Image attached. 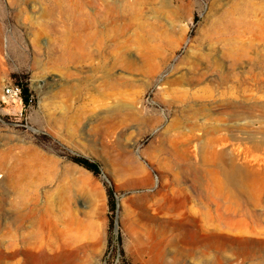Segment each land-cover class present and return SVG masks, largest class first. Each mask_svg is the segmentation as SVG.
I'll use <instances>...</instances> for the list:
<instances>
[{"label": "rangeland", "instance_id": "obj_1", "mask_svg": "<svg viewBox=\"0 0 264 264\" xmlns=\"http://www.w3.org/2000/svg\"><path fill=\"white\" fill-rule=\"evenodd\" d=\"M50 1L0 0L1 264H264V0Z\"/></svg>", "mask_w": 264, "mask_h": 264}, {"label": "bare ground", "instance_id": "obj_2", "mask_svg": "<svg viewBox=\"0 0 264 264\" xmlns=\"http://www.w3.org/2000/svg\"><path fill=\"white\" fill-rule=\"evenodd\" d=\"M52 1V0H51ZM50 1V2H51ZM44 2H47V1H44ZM49 2V3H50ZM53 4H55V8H57V7H59V12L58 13H60V15H61V22L62 23H64V24H66V23H68V22H70L71 21V18H72V16H73V13H72V11H71V9H70V6H69V3H68V0H55V2L53 3ZM45 5H46V3H45ZM50 5V4H49ZM48 5V6H49ZM53 6V5H52ZM50 8V7H49ZM52 8V7H51ZM54 9V8H53ZM45 10H47V9H45ZM56 10V9H55ZM48 11V10H47ZM50 11H51V9H50ZM76 13V12H75ZM52 14V13H51ZM88 15V14H87ZM52 16V15H51ZM56 16V15H55ZM76 16V15H75ZM50 17V16H49ZM81 18V17H80ZM90 18V17H89ZM98 18V17H97ZM50 19H51V17H50ZM76 20H79L78 18L76 19ZM88 20V19H87ZM96 20V19H95ZM59 22V21H58ZM56 24V23H55ZM96 30H97V28H96ZM0 43H1V38H0ZM192 75H194V73L192 74ZM200 75H202V74H200ZM195 76V75H194ZM198 77H191L190 79H189V82L190 83H192V84H195V82H196V84L197 83H200L201 82V80H202V78H201V76H199V75H197ZM222 76H224V75H222ZM178 79V78H177ZM187 78H185L184 80H186ZM172 81V80H171ZM177 82H179V80L177 81ZM181 82H183V81H181ZM173 83V82H172ZM185 83V82H184ZM178 84V83H177ZM176 87H178L177 85H176ZM172 88V87H171ZM174 88V87H173ZM174 90V89H173ZM212 90L213 89H210V88H205V89H203L202 91H203V93H205L204 95H201V94H203V93H197L198 91L196 90V92H189V91H184L182 94H181V96H185V101L186 102H188V103H190L191 104V106H197L199 109H205V108H208V105H209V103H208V101L207 100H211V98L213 97L212 96V94L213 93H211L212 92ZM178 91V90H177ZM195 91V90H194ZM173 92V91H172ZM201 95V96H200ZM169 102H171V101H169ZM229 103H231V102H229ZM242 107H243V111L242 112H244L245 113V119L247 118V117H249V118H252V116H251V114L253 113V115H254V113H255V111L256 110H261V113H262V115H264V103H259V102H257V101H255V102H253V103H247V102H243V105H241ZM193 108V107H192ZM251 116V117H250ZM178 147V146H177ZM184 149L186 150V151H189L190 149H191V144L190 143H185L184 144ZM176 148V147H175ZM179 150H180V148H179ZM219 154V153H218ZM4 165H5V163L3 162V159H0V168L1 167H4ZM17 165H18V163H17ZM18 168H20L19 166H18ZM36 170V169H35ZM21 171L23 172V173H25V174H28V172L29 171H26V170H22L21 169ZM224 174H225V179H226V181L228 182V183H230V184H235V185H237V186H242L243 185V178H244V176H243V174H242V172H241V170L236 166V165H231V166H229V167H227V168H225L224 169ZM2 177V175L0 174V178ZM242 188V187H241ZM240 188V189H241ZM19 191V190H18ZM246 202V201H245ZM12 204V203H11ZM26 204L24 203V202H22V201H17L16 203H14L12 206H14V207H17V211L15 212V218H16V220L17 221H22V222H20L21 224H23V221H26L28 218H31V217H34L33 215H35L36 214V210L35 209H32L31 211L32 212H27V213H23L22 212V210H20L22 207H24ZM262 215V214H261ZM260 215V216H261ZM264 216V215H263ZM222 218V217H221ZM220 218V219H221ZM229 218L230 217H228V221H227V217H223L222 218V220H224V223H225V221H226V223L225 224H223V223H220V222H216V219L215 218H213L212 217V219H213V222L215 223L214 225H215V228L214 229H216V228H222V229H228L227 227H228V223H229ZM258 220V219H257ZM229 224H231V223H229ZM238 224V223H237ZM0 225H1V223H0ZM234 227H238V226H234ZM209 228V227H208ZM240 229V228H239ZM238 229V230H239ZM218 230V229H217ZM223 231H226V230H223ZM31 234L29 235V239L28 240H26L25 241V243L27 244V245H29L28 247L29 248H52L53 247V244L51 243V242H49V241H47V242H43V241H41V240H38L37 239V237H38V234H39V232H35V231H31L30 232ZM30 237H32L33 239H30ZM66 242V241H65ZM2 246H3V248H17V244L16 243H14V242H12V243H8V244H6L5 242H3V241H1V243H0ZM161 250H164V249H161ZM162 252V251H161ZM166 252V251H165ZM160 253V252H159ZM161 254V253H160ZM166 254V253H165ZM164 254V252H163V254H161V255H159L160 257L158 258V260L160 259L161 261H160V264H162L163 263V260H162V256L163 255H165ZM156 255V254H155ZM8 256H16V253H12V254H10V255H8ZM3 257H5V255L2 253V252H0V264H1V260H2V258ZM154 258V257H153ZM164 258V257H163ZM63 260V258H61L60 256H56L55 258H54V262L55 263H58L59 261H62ZM152 260V259H151ZM151 260H149V261H151ZM156 260V259H155ZM156 262V261H155ZM18 263V262H17ZM154 263V262H153ZM16 264V263H15ZM158 264H159V262H158ZM165 264V263H164Z\"/></svg>", "mask_w": 264, "mask_h": 264}, {"label": "trees", "instance_id": "obj_3", "mask_svg": "<svg viewBox=\"0 0 264 264\" xmlns=\"http://www.w3.org/2000/svg\"><path fill=\"white\" fill-rule=\"evenodd\" d=\"M22 91H23V96L25 98V101L28 102L29 101V89L26 87H23ZM74 160L77 163L88 168L89 170L93 171L95 174H98L101 171L100 165L97 161H93V160L86 158V157H76V158H74ZM109 195L111 197V207L114 208L115 204L113 201L114 195H113V189L112 188L109 189Z\"/></svg>", "mask_w": 264, "mask_h": 264}, {"label": "built area", "instance_id": "obj_4", "mask_svg": "<svg viewBox=\"0 0 264 264\" xmlns=\"http://www.w3.org/2000/svg\"><path fill=\"white\" fill-rule=\"evenodd\" d=\"M7 95H11L12 97L19 96L21 94V88L18 85H9L5 89Z\"/></svg>", "mask_w": 264, "mask_h": 264}]
</instances>
